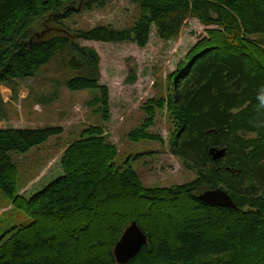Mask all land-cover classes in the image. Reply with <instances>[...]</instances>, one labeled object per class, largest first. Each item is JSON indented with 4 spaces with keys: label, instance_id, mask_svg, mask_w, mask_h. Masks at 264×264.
Segmentation results:
<instances>
[{
    "label": "trees",
    "instance_id": "1",
    "mask_svg": "<svg viewBox=\"0 0 264 264\" xmlns=\"http://www.w3.org/2000/svg\"><path fill=\"white\" fill-rule=\"evenodd\" d=\"M0 0V85L33 78L58 53L75 76L70 91L98 90L93 100L110 120L107 86H100L99 54L78 41L149 42L179 35L185 21L207 29L170 76L167 97L143 107L135 142L159 141L150 129L157 110L172 121L171 153L196 179L172 188H147L132 168L119 170L118 149L105 130L91 126L61 158L62 175L30 198L21 195L11 153H28L62 135V127L0 129V190L31 218L3 241L0 264H118L114 249L136 221L148 244L128 264H264V115L256 93L264 86V0H134L141 16L131 30L109 26L43 38L40 19H66L104 0ZM83 9V7L81 6ZM135 79L134 74L132 76ZM1 111V104H0ZM226 148L213 161L209 150ZM221 188L236 209L199 201L204 189Z\"/></svg>",
    "mask_w": 264,
    "mask_h": 264
},
{
    "label": "rangeland",
    "instance_id": "2",
    "mask_svg": "<svg viewBox=\"0 0 264 264\" xmlns=\"http://www.w3.org/2000/svg\"><path fill=\"white\" fill-rule=\"evenodd\" d=\"M80 0L75 2L78 7ZM86 3L83 11L66 19H40L34 26L43 38L71 36L80 30L109 26L115 30H131L141 16L134 0H104L102 5ZM205 27L198 19L189 17L179 35L162 39L152 25L149 42L141 48L136 42L78 43L99 54L100 86H107L110 99V120L105 121L93 102L98 90L70 91L67 81L75 76L61 65L66 53H58L33 78L0 85V129H41L62 127L60 136L33 148L28 153H11L19 169L18 185L21 195L30 198L43 190L61 174V158L67 147L80 139L85 130L99 126L118 149L116 168L134 169L147 188H172L193 182L196 175L171 153L173 127L166 110H157L155 125L150 129L165 141L135 142L131 131L140 127L146 118L143 107L149 100L168 96L170 76L186 60L189 51L205 35ZM134 74L135 79L132 76ZM31 218L13 208V201L0 190V239L3 241L21 227L30 225Z\"/></svg>",
    "mask_w": 264,
    "mask_h": 264
},
{
    "label": "water",
    "instance_id": "3",
    "mask_svg": "<svg viewBox=\"0 0 264 264\" xmlns=\"http://www.w3.org/2000/svg\"><path fill=\"white\" fill-rule=\"evenodd\" d=\"M78 10L81 11V8ZM226 153V148L213 147L209 150V154L212 156L213 161L223 159ZM197 198L199 201L212 206L237 208L231 196L221 188L204 189L197 194ZM147 244V235L138 226L136 221L132 222L115 246L114 256L117 263L128 264Z\"/></svg>",
    "mask_w": 264,
    "mask_h": 264
},
{
    "label": "clouds",
    "instance_id": "4",
    "mask_svg": "<svg viewBox=\"0 0 264 264\" xmlns=\"http://www.w3.org/2000/svg\"><path fill=\"white\" fill-rule=\"evenodd\" d=\"M256 110L259 115H264V86H262L256 93Z\"/></svg>",
    "mask_w": 264,
    "mask_h": 264
},
{
    "label": "bare ground",
    "instance_id": "5",
    "mask_svg": "<svg viewBox=\"0 0 264 264\" xmlns=\"http://www.w3.org/2000/svg\"><path fill=\"white\" fill-rule=\"evenodd\" d=\"M79 8H81V6H80V5H79ZM79 8H78V9H79ZM82 11H83V9H82V8H81V11H79V10H78V12H82Z\"/></svg>",
    "mask_w": 264,
    "mask_h": 264
},
{
    "label": "crops",
    "instance_id": "6",
    "mask_svg": "<svg viewBox=\"0 0 264 264\" xmlns=\"http://www.w3.org/2000/svg\"><path fill=\"white\" fill-rule=\"evenodd\" d=\"M62 175V170H61V174H60V176Z\"/></svg>",
    "mask_w": 264,
    "mask_h": 264
}]
</instances>
